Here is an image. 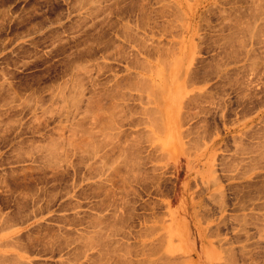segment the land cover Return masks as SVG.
Returning <instances> with one entry per match:
<instances>
[{"label":"rangeland","instance_id":"374dc122","mask_svg":"<svg viewBox=\"0 0 264 264\" xmlns=\"http://www.w3.org/2000/svg\"><path fill=\"white\" fill-rule=\"evenodd\" d=\"M0 264H264V0H0Z\"/></svg>","mask_w":264,"mask_h":264}]
</instances>
